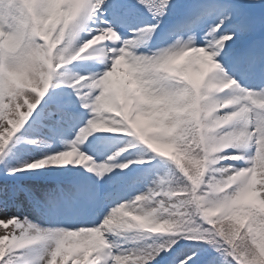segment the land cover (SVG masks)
Returning <instances> with one entry per match:
<instances>
[{"label": "snow or ice", "instance_id": "1", "mask_svg": "<svg viewBox=\"0 0 264 264\" xmlns=\"http://www.w3.org/2000/svg\"><path fill=\"white\" fill-rule=\"evenodd\" d=\"M29 2L0 0L17 181L0 183V264H264V3Z\"/></svg>", "mask_w": 264, "mask_h": 264}, {"label": "rangeland", "instance_id": "2", "mask_svg": "<svg viewBox=\"0 0 264 264\" xmlns=\"http://www.w3.org/2000/svg\"><path fill=\"white\" fill-rule=\"evenodd\" d=\"M261 2L264 3V0H261ZM145 19H146V14L143 17H139L137 22H141L142 23V22L145 21ZM90 63H91L90 61H80L75 66L69 68L70 73L71 74H75V73L79 72L81 74H86V66H88ZM119 75H122V71L118 72V76ZM99 135H106V134H99ZM106 146L110 147L109 142H107V141L98 142L97 145H96V150L97 151H104V148ZM33 148H35V147L33 146ZM99 159H103V157H99ZM17 174L18 175H22L20 173H17ZM23 211H24L25 215H32L33 219L36 218V217H33L32 210L28 211V209L25 208ZM12 214H16V212L13 211ZM92 218H93V214L91 212H88V211H85V212L81 213L78 217H76V216H74L72 214H68V213H66L64 211H61L59 213V215H57L55 217V219H57L58 221H60L61 223H64V224H70V223H74V222H77V221L91 220ZM0 231H2V230H0ZM133 235H134V232H124L123 233V236H125V237H131ZM128 246L129 247H133V246H137V245H131L130 244Z\"/></svg>", "mask_w": 264, "mask_h": 264}, {"label": "trees", "instance_id": "3", "mask_svg": "<svg viewBox=\"0 0 264 264\" xmlns=\"http://www.w3.org/2000/svg\"><path fill=\"white\" fill-rule=\"evenodd\" d=\"M11 143H13V142H11ZM11 143L9 145H11ZM12 151L17 152V154L20 157V159H24V158L28 157L32 153L30 150H21V149H18L17 147L12 148ZM16 182H10V181L9 182H6V181H3L2 183H5L9 187H11Z\"/></svg>", "mask_w": 264, "mask_h": 264}, {"label": "clouds", "instance_id": "4", "mask_svg": "<svg viewBox=\"0 0 264 264\" xmlns=\"http://www.w3.org/2000/svg\"><path fill=\"white\" fill-rule=\"evenodd\" d=\"M25 3L29 5V9L31 10V5H30L29 0H25ZM50 14H51V10H50ZM37 22L38 23H42L43 21H37ZM7 45L9 47H15L16 46L11 40L7 42ZM0 46H3V45H0ZM12 75L15 78H17L18 80L23 77V73L22 72L14 73ZM261 246L264 247V237L261 238Z\"/></svg>", "mask_w": 264, "mask_h": 264}]
</instances>
